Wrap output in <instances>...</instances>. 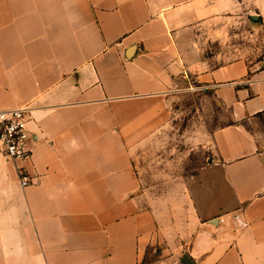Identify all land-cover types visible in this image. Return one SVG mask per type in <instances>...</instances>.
<instances>
[{"label":"crops","instance_id":"obj_1","mask_svg":"<svg viewBox=\"0 0 264 264\" xmlns=\"http://www.w3.org/2000/svg\"><path fill=\"white\" fill-rule=\"evenodd\" d=\"M226 7L0 0V111L27 109L30 153L0 155V264H264V66L205 54ZM194 83L231 120L162 186L135 157Z\"/></svg>","mask_w":264,"mask_h":264},{"label":"rangeland","instance_id":"obj_2","mask_svg":"<svg viewBox=\"0 0 264 264\" xmlns=\"http://www.w3.org/2000/svg\"><path fill=\"white\" fill-rule=\"evenodd\" d=\"M219 1L227 3V10L221 21L213 25L217 31L206 35L205 54L218 56L215 62L244 58L263 67L264 0ZM193 88L171 99L170 122L161 132L163 144L145 146L135 157L140 169L147 175L156 174L162 186L196 176L202 167L212 163L215 154L212 133L231 120L227 107L215 98L212 90L203 91L197 83Z\"/></svg>","mask_w":264,"mask_h":264},{"label":"built area","instance_id":"obj_3","mask_svg":"<svg viewBox=\"0 0 264 264\" xmlns=\"http://www.w3.org/2000/svg\"><path fill=\"white\" fill-rule=\"evenodd\" d=\"M27 116L26 108L0 111V155L14 162L30 157L26 149V140L29 136ZM19 175L21 187L33 183V179L24 172H20ZM241 224L246 225L245 222Z\"/></svg>","mask_w":264,"mask_h":264},{"label":"water","instance_id":"obj_4","mask_svg":"<svg viewBox=\"0 0 264 264\" xmlns=\"http://www.w3.org/2000/svg\"><path fill=\"white\" fill-rule=\"evenodd\" d=\"M183 262H184L185 264H189V259H188L187 257H184V258H183Z\"/></svg>","mask_w":264,"mask_h":264}]
</instances>
